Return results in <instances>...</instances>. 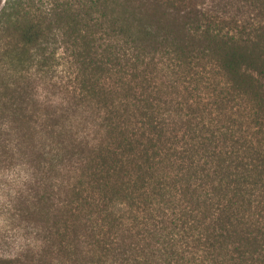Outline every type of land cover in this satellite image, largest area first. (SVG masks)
Listing matches in <instances>:
<instances>
[{"label":"trees","instance_id":"trees-1","mask_svg":"<svg viewBox=\"0 0 264 264\" xmlns=\"http://www.w3.org/2000/svg\"><path fill=\"white\" fill-rule=\"evenodd\" d=\"M1 40L42 91L0 264H264V0H7Z\"/></svg>","mask_w":264,"mask_h":264},{"label":"rangeland","instance_id":"rangeland-1","mask_svg":"<svg viewBox=\"0 0 264 264\" xmlns=\"http://www.w3.org/2000/svg\"><path fill=\"white\" fill-rule=\"evenodd\" d=\"M7 0H0V11L5 7ZM33 2L38 1H53V0H32ZM81 2L85 3L87 0H58ZM3 40L0 41V45L3 44ZM0 65V191L4 187H7L9 178L11 177V169H9L8 162L11 161L10 157V119L11 115L14 116V125L20 129H24L25 125L21 120L22 110L24 103L22 102L26 97L31 96L33 100L37 99L40 94V81L37 76L27 74V72L12 73L4 66ZM6 69V70H5ZM34 73V72H33ZM40 88V89H39ZM42 91V89H41ZM51 91V90H50ZM55 91V88L53 89ZM51 91V93H53ZM61 95V94H60ZM58 95V96H60ZM35 110H39V104H33L29 106ZM43 107V106H41ZM12 111H15L12 113ZM22 134V132H21ZM0 199V205H1Z\"/></svg>","mask_w":264,"mask_h":264}]
</instances>
